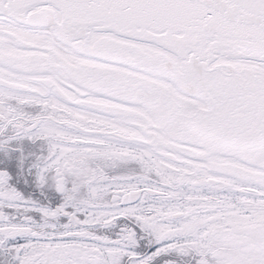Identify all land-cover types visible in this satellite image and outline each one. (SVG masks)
<instances>
[{
  "label": "snow or ice",
  "instance_id": "6c2138e0",
  "mask_svg": "<svg viewBox=\"0 0 264 264\" xmlns=\"http://www.w3.org/2000/svg\"><path fill=\"white\" fill-rule=\"evenodd\" d=\"M0 264H264V0H0Z\"/></svg>",
  "mask_w": 264,
  "mask_h": 264
}]
</instances>
